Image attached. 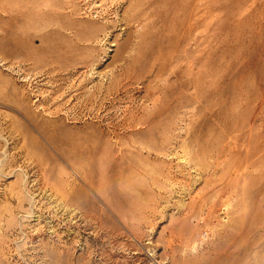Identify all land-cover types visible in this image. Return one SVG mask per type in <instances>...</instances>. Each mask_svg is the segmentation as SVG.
Returning <instances> with one entry per match:
<instances>
[{
    "label": "rangeland",
    "instance_id": "obj_1",
    "mask_svg": "<svg viewBox=\"0 0 264 264\" xmlns=\"http://www.w3.org/2000/svg\"><path fill=\"white\" fill-rule=\"evenodd\" d=\"M0 264H264V0H0Z\"/></svg>",
    "mask_w": 264,
    "mask_h": 264
}]
</instances>
